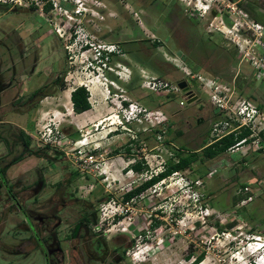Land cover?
Instances as JSON below:
<instances>
[{
	"label": "rangeland",
	"instance_id": "rangeland-1",
	"mask_svg": "<svg viewBox=\"0 0 264 264\" xmlns=\"http://www.w3.org/2000/svg\"><path fill=\"white\" fill-rule=\"evenodd\" d=\"M163 1L173 4L170 11L150 6L149 16L131 0H80L81 7L73 0H0V134L12 142L22 129L39 152L23 154L5 172L15 203L0 185V264H46L26 214L35 225L32 214L49 205V187L62 178L94 212L93 226L104 228L108 239L120 233L111 243L123 248L126 264L256 263L257 242L264 240V152L249 142L195 160L128 202L120 200L122 192L162 169L171 148L197 151L212 141L210 128L224 120L225 110L211 103L203 87L209 89L196 75L220 85L230 104L249 100L264 117V0H253L259 1L254 6L234 0ZM163 14L174 22L170 32L159 25ZM150 24L155 31L148 30ZM186 38L193 40L189 47ZM14 44L35 55L11 69L14 54L5 47L12 50ZM103 44L118 53L97 62L92 48ZM177 46L198 66L178 58ZM141 74L172 87L184 79L192 96L178 105V91L150 93ZM54 76L59 82L52 86ZM78 85L87 89L90 103L82 114L72 111L66 97ZM41 86L40 99L24 101ZM120 98L159 110V123L154 115H140L120 126ZM259 119L258 126L264 122ZM47 126L59 136L48 137ZM14 153L7 154L0 138V165ZM136 161L144 166L137 172L129 169ZM38 174L48 186L33 199L30 188ZM244 186L250 191L243 192ZM247 195L251 199L241 201ZM248 248L254 251L250 255ZM201 251L203 258L194 263Z\"/></svg>",
	"mask_w": 264,
	"mask_h": 264
},
{
	"label": "flooded vegetation",
	"instance_id": "flooded-vegetation-1",
	"mask_svg": "<svg viewBox=\"0 0 264 264\" xmlns=\"http://www.w3.org/2000/svg\"><path fill=\"white\" fill-rule=\"evenodd\" d=\"M115 1L121 3L122 0ZM131 1L133 3H141V11L149 16H152L153 12L150 9V6H153V8L164 7V12L167 14L170 11L169 9L171 5H173L165 3L163 0H142V2L139 0ZM234 3L239 6L243 5V3L248 6H254L255 4L258 5L259 1L234 0ZM122 5L126 6L123 3ZM165 18L166 17L163 14V18L159 21V25L166 28L167 32H170V27L174 22H170ZM175 18H177L176 15ZM148 26H150V29L148 28V30L155 31V29L151 27V24ZM185 41L186 47L193 44L191 38H186ZM151 44L155 47L160 45L158 40L153 39L151 40ZM5 49L14 54L13 61L12 58H10L11 69L24 64L25 61L32 59L35 55L33 50L31 53L29 51L24 52L22 51V48L16 44L12 45V50L9 47H5ZM175 51L178 53V58L181 57L182 61L186 60V62L190 63L191 66L195 68L194 66L197 65L196 63L189 62L185 59L186 53L184 50L177 46ZM231 56V54H228L227 57L229 60ZM179 69L182 70L185 68L179 67ZM198 76L199 75H196L197 83H199V80L197 79ZM57 82H59V78L58 76H54L52 86H55ZM231 85L233 86V82ZM188 92H190L189 86ZM14 137L15 138L12 139V142H9L8 138L0 134L4 146H7V154L12 155L14 151L17 152L14 153V156H12L7 162L2 164L7 165L5 172L11 165L22 159L14 161L18 156H23L27 151H35L30 143L25 146L23 138L19 134V129L14 133ZM17 148H19V151L15 150ZM5 176V173L3 176L0 174V185L4 186L5 192L9 198H16L10 186L6 183ZM63 179L64 178H62V181L53 182V185L49 187L50 191L46 198L48 199L49 205L44 207V211L32 214L31 217L34 218L35 225L31 224L29 221V215L22 210V207L20 210L27 216V221L31 226L32 236L37 247L42 251L46 264H126L125 256L122 252L123 248H120L116 243H111L113 237L120 235V233H114L108 239V236L103 233V230H105L104 228L93 227L92 223L94 216L89 209V205L85 200L75 196L72 191L68 189L70 180L65 182ZM47 186L46 181L43 180L40 174H38L33 180V185L30 188L31 198L34 199L38 197Z\"/></svg>",
	"mask_w": 264,
	"mask_h": 264
},
{
	"label": "built area",
	"instance_id": "built-area-1",
	"mask_svg": "<svg viewBox=\"0 0 264 264\" xmlns=\"http://www.w3.org/2000/svg\"><path fill=\"white\" fill-rule=\"evenodd\" d=\"M73 3L76 5V7H81L82 2L80 0H73ZM56 5V3H54ZM75 7V8H76ZM80 8H77V12H79ZM58 35H61L58 30H56ZM93 56H91L93 59H95L97 62L101 61L103 58H107L111 54H117V49H114L113 47H108L107 45H97L96 48H92ZM91 58V59H92ZM142 71V70H141ZM118 70H114L115 75H119ZM142 73V72H141ZM186 74H188L186 72ZM141 76L144 77L142 87H144L148 92L150 93H158L162 91H169L172 89L173 91H178L182 95V99L178 100V105H183L189 97L192 96L191 91L190 92H182L177 86L172 87L171 85H168L167 82L161 80L160 78L152 75L147 74H141ZM197 79L199 80V83L203 86H206L209 90L205 89L203 87V91L207 93L209 100L217 110H225V118L222 121H216L212 124L210 128V135L214 136L212 141L222 137L223 135L233 132L236 129L239 128H246L249 130V135L247 138L249 139V144L256 147V149L262 150L264 152V122L262 125L258 126L259 123H261L259 116L264 118L261 113L258 111V108L252 104L249 100L242 99L241 101H237L236 103L230 104L228 98H225V95H221V89L218 87V85L215 81L209 79V78H203L201 76H198ZM124 98H120L119 104L122 109L121 115L116 114L117 121L120 124V126H124L126 123L130 122L133 119H139L140 115L143 116H151L154 115L155 119L159 123L160 117L158 116L161 112L159 110H147L144 107L138 106L135 102H128L123 103ZM232 125L230 129H225V126ZM46 135L50 138H55L59 136L58 131L56 129H51L49 126H47V132ZM49 138V139H50ZM245 138H242L229 146L228 149L232 148H238L241 147L243 143H245ZM211 141V142H212ZM44 144H48L47 141L44 142ZM213 172L210 171L208 175H210ZM260 183L264 185V174L260 178ZM243 192H249L250 188L249 186H244L242 188ZM251 199L250 195H247L245 199H242L241 201H246ZM126 203V202H125ZM101 211H103L104 208H99ZM114 215V214H113ZM93 227H99V224H94ZM120 231H124L123 228L120 229Z\"/></svg>",
	"mask_w": 264,
	"mask_h": 264
},
{
	"label": "trees",
	"instance_id": "trees-1",
	"mask_svg": "<svg viewBox=\"0 0 264 264\" xmlns=\"http://www.w3.org/2000/svg\"><path fill=\"white\" fill-rule=\"evenodd\" d=\"M43 87L44 86L37 87L32 91H30L27 94V96L24 98V101L26 100L32 101L35 98L40 99L42 95H44L42 92ZM69 101L71 104L72 111L77 114H82L83 112H86L90 108V103L88 101V91L83 85H78L70 91ZM249 133H250L249 130L246 128H242L237 132H229L223 135L222 137L206 145L201 146V148L197 151L192 150L183 153L179 149L176 150L174 148H171L172 156L166 161H164L162 165V169L156 172L155 174H150L148 178L140 182L139 185L133 187L132 189L126 190L125 192H122L120 196V200L123 202H128L133 197H136L138 193H140L142 190L146 189L150 185H153L159 180L166 178L167 176L171 175L174 172H178L186 168L195 160L203 161L205 159H211L215 157L216 155L224 152L229 146H231L232 144H234L235 142H237L242 138H245L244 140L245 143L248 142L249 139L247 138V136L249 135ZM19 134L23 138V142L25 146L28 145L30 143L29 136L22 129H19ZM124 149L125 151H128L130 148L128 146H124ZM38 153L39 152L35 150V151H27L25 154L38 155ZM23 157L24 156H18L16 159H14V161L21 159ZM6 167L7 165H0V174L2 176L5 173ZM143 168H144L143 162L140 161H136L130 164L129 166V169L134 170L136 172L142 170ZM92 213L94 216V212ZM115 218H118V216H115ZM216 228L220 230V227L218 225L216 226ZM202 258H203V252L201 251L198 255L194 257L193 262L198 263Z\"/></svg>",
	"mask_w": 264,
	"mask_h": 264
},
{
	"label": "bare ground",
	"instance_id": "bare-ground-1",
	"mask_svg": "<svg viewBox=\"0 0 264 264\" xmlns=\"http://www.w3.org/2000/svg\"><path fill=\"white\" fill-rule=\"evenodd\" d=\"M72 89H70V90H68V93H67V98H69V94H70V91H71ZM94 90H95V88H91L90 89V92L93 94L94 93ZM85 113V112H84ZM250 247V246H249ZM254 251H253V248H248L247 250H245V254H247V255H250V254H252ZM258 262H259V264H264V258L263 257H260V258H257L256 259ZM257 261H256V263H257ZM242 263V262H241ZM254 263V262H253ZM256 263H254V264H256Z\"/></svg>",
	"mask_w": 264,
	"mask_h": 264
},
{
	"label": "water",
	"instance_id": "water-1",
	"mask_svg": "<svg viewBox=\"0 0 264 264\" xmlns=\"http://www.w3.org/2000/svg\"><path fill=\"white\" fill-rule=\"evenodd\" d=\"M212 13L214 14V12L212 11ZM177 87L182 91V92H188V86L186 84V82L184 80H178L177 81ZM196 98V96L194 98H192L191 100H194ZM191 100H187L188 102Z\"/></svg>",
	"mask_w": 264,
	"mask_h": 264
},
{
	"label": "crops",
	"instance_id": "crops-1",
	"mask_svg": "<svg viewBox=\"0 0 264 264\" xmlns=\"http://www.w3.org/2000/svg\"><path fill=\"white\" fill-rule=\"evenodd\" d=\"M84 113V112H83ZM241 130V129H240ZM237 131H239V130H237ZM237 131H233V132H237ZM10 199H12L13 200V202L15 203V200L16 199H13V198H10Z\"/></svg>",
	"mask_w": 264,
	"mask_h": 264
}]
</instances>
